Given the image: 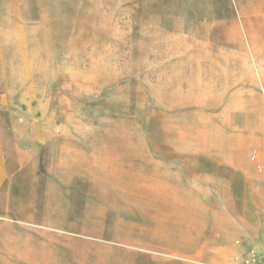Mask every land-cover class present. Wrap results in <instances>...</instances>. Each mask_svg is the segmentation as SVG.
Wrapping results in <instances>:
<instances>
[{
  "label": "rangeland",
  "instance_id": "obj_1",
  "mask_svg": "<svg viewBox=\"0 0 264 264\" xmlns=\"http://www.w3.org/2000/svg\"><path fill=\"white\" fill-rule=\"evenodd\" d=\"M264 257V0H0V264Z\"/></svg>",
  "mask_w": 264,
  "mask_h": 264
},
{
  "label": "built area",
  "instance_id": "obj_2",
  "mask_svg": "<svg viewBox=\"0 0 264 264\" xmlns=\"http://www.w3.org/2000/svg\"><path fill=\"white\" fill-rule=\"evenodd\" d=\"M225 264H264V257L250 250L243 257L226 262Z\"/></svg>",
  "mask_w": 264,
  "mask_h": 264
}]
</instances>
